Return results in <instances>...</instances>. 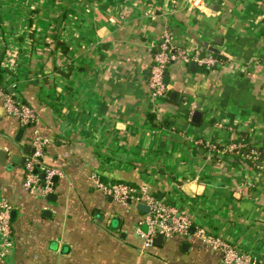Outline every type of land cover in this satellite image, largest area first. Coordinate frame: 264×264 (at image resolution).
Returning <instances> with one entry per match:
<instances>
[{"label": "crops", "instance_id": "1", "mask_svg": "<svg viewBox=\"0 0 264 264\" xmlns=\"http://www.w3.org/2000/svg\"><path fill=\"white\" fill-rule=\"evenodd\" d=\"M66 7L59 39L68 51L51 53L54 0H0V73L37 113L24 126L0 100V197L15 213L14 250L0 264H223L195 236L199 226L264 263V168L214 157L239 132L264 152V0ZM166 31L191 56L209 55L207 42L221 59L171 61L168 92L153 100L150 68ZM37 133L48 141L44 164L62 172L53 199L24 185ZM93 173L146 186L183 211L192 231L144 249L136 226L146 212L106 195Z\"/></svg>", "mask_w": 264, "mask_h": 264}, {"label": "built area", "instance_id": "2", "mask_svg": "<svg viewBox=\"0 0 264 264\" xmlns=\"http://www.w3.org/2000/svg\"><path fill=\"white\" fill-rule=\"evenodd\" d=\"M177 59L186 62L195 61L207 67H215L220 61L211 54L202 55L200 52L191 56L183 48L177 46L171 33L166 31L157 51L154 53L153 64L150 68L148 81L153 100L166 96L168 91V84L165 81L166 67L171 61ZM9 66L11 67V64L8 63L4 67L9 69ZM6 81L5 75L1 76L0 100L6 112L17 117L24 126L32 124L37 119L35 109L18 99L13 91L7 90L6 86L9 88L16 87L17 83L8 85ZM47 143L48 141L37 133L32 142L33 152L25 158L27 172L24 185L28 191H40L44 196L52 192L54 188L53 178L62 174L59 170L43 164L42 158ZM235 146L234 144L230 145L228 149L231 150ZM41 173L44 174L43 179ZM91 179L98 189L125 206L132 202L148 206L149 211L136 226V231L142 238L144 249L151 247L157 236L169 238L173 235L186 236L190 234L193 227L192 220L178 207L170 206L163 199L149 193L146 186L139 188L140 195H136V189L129 184L104 183L97 173H93ZM12 210L10 202L0 197V256L2 258H8L14 247L11 230ZM194 234L210 248L222 253L223 264H264L252 259L238 246L231 244L224 238L210 234L204 227H195Z\"/></svg>", "mask_w": 264, "mask_h": 264}, {"label": "trees", "instance_id": "3", "mask_svg": "<svg viewBox=\"0 0 264 264\" xmlns=\"http://www.w3.org/2000/svg\"><path fill=\"white\" fill-rule=\"evenodd\" d=\"M54 2L56 3V9H57L56 10V17H57V19L55 20V24H54L55 26H54L52 32H50L48 34V37L46 40V46H51V53H54L58 49H60V50L62 49L64 52H67L68 47L63 42H61V40L59 39L62 22L65 19L66 14H67L66 0H54ZM217 56H218V58L217 57L216 58L218 60H219V58L221 59L220 55H217ZM1 76L2 75L0 73V81H1ZM6 87H7L8 91H11L8 86H6ZM17 96H18V99L23 101L22 98L20 97V95L16 94V97ZM232 141L234 143H231ZM232 141H230L231 144H226L225 152L223 154H218V152L215 150L214 157H216L217 159H220V160L223 158H228V159H231L234 162V164H241L242 163L245 165H250V166L252 165L256 169H263L262 167L264 165V152L260 147H258L256 144L251 142L249 134H247L245 132H239L237 134L236 138L233 139ZM233 144L236 145L235 148L229 150L228 149L229 146L233 145ZM203 146H204V143H203ZM215 146H217V145H215ZM217 147L218 148L219 147L224 148L223 146H217ZM204 148H205V150H208L207 149L208 147L207 148L204 147ZM42 160H43V158H42ZM43 164H44V162H43ZM26 172L27 171L25 168V173ZM41 178L43 179V177H41ZM102 181L104 183H111V184H113V183L129 184L132 188L136 189L135 194L140 195L139 194V188H141V187L134 185V184H131L129 182H123V181H121V182H107L103 179H102ZM149 193L153 194L150 191H149ZM154 196H156L159 199L162 198V197H159L157 195H154ZM11 230H12L13 244L15 245V240H14V236H13L12 218H11ZM13 250H14V247H13L12 251Z\"/></svg>", "mask_w": 264, "mask_h": 264}, {"label": "water", "instance_id": "4", "mask_svg": "<svg viewBox=\"0 0 264 264\" xmlns=\"http://www.w3.org/2000/svg\"><path fill=\"white\" fill-rule=\"evenodd\" d=\"M205 46H206V48H207V50H208V52H210V53H219L220 51L218 50V49H216V48H214L212 45H210L209 43H207V42H205V44H204ZM190 65L191 66H193V65H196V62L195 61H191L190 62ZM172 97H173V95H172ZM201 115H202V113L200 112V111H196L195 113H194V118L195 119H198V118H200L201 117ZM33 151V150H32ZM41 175H42V177H44V174L43 173H41ZM57 181V176H55L54 178H53V182L55 183ZM52 196H53V198H54V195L53 194H50L49 195V198H52ZM52 198V199H53ZM138 207H139V209L140 210H142L143 212H148L149 211V208H148V206L147 205H145V204H139L138 205ZM14 211L12 210V216H14ZM192 231V230H191ZM161 241V240H163V236H157L156 237V241Z\"/></svg>", "mask_w": 264, "mask_h": 264}]
</instances>
